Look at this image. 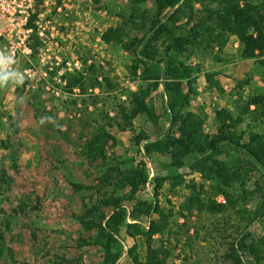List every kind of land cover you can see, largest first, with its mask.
I'll return each mask as SVG.
<instances>
[{"label": "rangeland", "instance_id": "obj_1", "mask_svg": "<svg viewBox=\"0 0 264 264\" xmlns=\"http://www.w3.org/2000/svg\"><path fill=\"white\" fill-rule=\"evenodd\" d=\"M45 2L36 11L43 12L46 36L36 34L33 56L19 53L8 72L23 83L9 79L0 88V264H98L101 247L94 231L85 230L80 220L107 214L115 196L129 207L131 201L121 198L128 188L117 187L109 168L139 160L147 179L136 195L148 199L153 193L157 199L156 211L141 215L139 222L145 231L150 223L158 229L148 236H131V229H121L116 235L120 253L110 264H130V247L147 264H264V243L257 261L245 250L230 249L241 238L264 242V214L248 221L259 199L257 191L242 196L234 181L223 187L226 198L189 162L171 166L166 154L145 155L134 143V135L151 139L166 131L178 134L174 125L168 128L159 82L146 97L157 121L150 124L142 114L129 125L123 121L131 92H141L147 84L140 67L133 75L130 66L137 39L149 34V22L139 25L133 13L138 7L151 10V4ZM207 14L199 9L192 23L197 18L207 22ZM210 26V34L202 30L179 55L191 67L186 108L211 134L217 110L227 111L231 119L241 114L235 127L246 139L248 130L264 126V102L244 109L253 94L264 92V72L253 59L240 55L236 37L220 38L215 35L219 29ZM117 27L124 33L123 44L104 34ZM156 44L165 50L161 38ZM225 152L218 158L245 157ZM102 174H107V182ZM248 178L249 189L260 187L259 171L252 169ZM72 182L82 187L74 188ZM234 253L238 262L230 256Z\"/></svg>", "mask_w": 264, "mask_h": 264}, {"label": "trees", "instance_id": "obj_2", "mask_svg": "<svg viewBox=\"0 0 264 264\" xmlns=\"http://www.w3.org/2000/svg\"><path fill=\"white\" fill-rule=\"evenodd\" d=\"M136 6L149 2L152 9L136 8L137 22L143 26L149 22L145 36L143 33L135 44V57L133 65L130 66L131 73H136V67H140V76L146 80V88L141 92L132 91V104L128 112H124L123 121L131 124V118L142 114L150 124L157 121L158 115L154 113L152 105H148L146 97L148 90L154 89L158 82L161 84L164 94V110L169 122L168 128L175 126L178 134L163 132L155 138L146 135H134L133 141L139 146L143 154L148 155L152 151L166 154L171 166L179 167L185 161L189 166L198 171L205 178L212 179L215 183V191L221 192L227 198L223 187H230L234 181L238 182L239 191L242 196H247L257 191L258 202L255 204L253 215L248 220L264 214V126L260 130H248L246 139L243 138L244 131L237 130L235 124L242 120L243 116L238 114L231 119L227 111L217 110L214 115L215 132H204L201 128V120L186 107L188 105V93L192 80L191 67L186 64L179 55L190 44L191 40L201 35L202 30L210 34L211 25L219 29L220 33L215 35L220 38H228L230 35L237 38L239 42L238 52L244 58L253 59V62L262 67L264 72V0H128ZM43 0H35L34 11L29 18L37 12L38 4ZM208 2H215L214 8L208 7ZM197 5V6H196ZM203 9L206 21L197 18L192 23L195 14ZM132 11V10H131ZM148 12L150 14L148 15ZM132 12H130V15ZM132 16V15H131ZM122 17V15H121ZM126 17H124L125 20ZM134 21V20H132ZM208 23L207 25H204ZM109 30V28H108ZM107 30V31H108ZM104 34H110V38L121 40L123 44L122 30L117 27L114 32L110 30ZM35 32L29 35L32 57L35 51ZM197 35V36H196ZM224 35V36H223ZM158 38L165 41V50L161 51L156 44ZM29 60L25 61L28 64ZM68 74H70L68 72ZM73 79V81H76ZM264 102V92H257L246 102L258 105ZM142 141V142H141ZM229 149L245 157H234L226 160L218 158L220 153H226ZM143 161L127 166H112L114 170L112 177L115 178L117 187L128 190L121 196L131 201L129 207L120 202V197L115 196L110 201L111 209L107 214L99 213L98 219L83 220L80 222L87 231H94V240L100 245L101 253L98 264H110L120 253V244L116 235L121 229L129 231L130 235L145 233L147 236L157 230V225H150L145 231L139 222L141 215H148L157 209L156 195L151 193L148 199H142L136 192L144 185L147 174L142 167ZM259 171L262 183L256 190L246 186L248 173L252 170ZM107 174L101 177L106 178ZM74 188L82 187V184L72 182ZM94 207V206H92ZM127 219H130L128 221ZM247 221V223H248ZM264 242H257L253 238L249 240L241 238L230 244L232 251L245 250L250 253L255 261L258 260L260 245ZM233 246L235 248H233ZM130 264H147L140 261L133 247L128 249ZM235 262H238L236 253L230 254ZM260 258V257H259ZM153 264V263H150Z\"/></svg>", "mask_w": 264, "mask_h": 264}, {"label": "built area", "instance_id": "obj_3", "mask_svg": "<svg viewBox=\"0 0 264 264\" xmlns=\"http://www.w3.org/2000/svg\"><path fill=\"white\" fill-rule=\"evenodd\" d=\"M34 4L35 0H0V56L5 58V72L12 68L19 53L27 55L31 52L29 35L32 32L46 36L47 25L42 21V10H38L28 23ZM73 65H76V60Z\"/></svg>", "mask_w": 264, "mask_h": 264}, {"label": "clouds", "instance_id": "obj_4", "mask_svg": "<svg viewBox=\"0 0 264 264\" xmlns=\"http://www.w3.org/2000/svg\"><path fill=\"white\" fill-rule=\"evenodd\" d=\"M9 62H10V58H9ZM4 65H5V58L0 56V88H2L4 86V83L9 79H14L15 84H22L24 80L22 78H19L14 73L5 72ZM42 122H43V118H42Z\"/></svg>", "mask_w": 264, "mask_h": 264}]
</instances>
